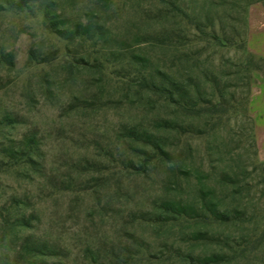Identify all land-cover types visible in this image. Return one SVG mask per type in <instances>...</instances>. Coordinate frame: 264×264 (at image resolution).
<instances>
[{
	"label": "rangeland",
	"instance_id": "374dc122",
	"mask_svg": "<svg viewBox=\"0 0 264 264\" xmlns=\"http://www.w3.org/2000/svg\"><path fill=\"white\" fill-rule=\"evenodd\" d=\"M54 1L70 21L93 17L106 24L109 40L62 41L40 17L0 11V215L6 216L0 219V260L12 261L25 237L63 249L52 264H180L177 252L216 251L189 241L199 231L247 246L264 229V161L257 155L248 106L256 79H264V63L250 62L246 49L249 7L264 6V0L249 6L237 0L238 7L233 0H180L217 39L202 38L178 19L161 20L146 0H116L106 7L97 0ZM161 26L179 31L185 47L160 51L142 43ZM31 51L45 63L29 61ZM181 53L188 65L181 63ZM1 54L13 56L12 67ZM140 58L149 60L147 70L190 76L200 102L220 101L222 111L184 117L154 99L148 102L136 91ZM159 118L175 126L167 148L184 156L183 165L152 163L145 173L126 171L122 162L139 164L143 156L124 142V128L155 132ZM29 136L39 148L38 172L5 155L20 151ZM200 189H212L229 204L242 201L249 220L229 227L159 229L132 219L154 213L162 201L196 202ZM18 213L29 220L25 229L16 226ZM230 264H264V243Z\"/></svg>",
	"mask_w": 264,
	"mask_h": 264
},
{
	"label": "trees",
	"instance_id": "16d2710c",
	"mask_svg": "<svg viewBox=\"0 0 264 264\" xmlns=\"http://www.w3.org/2000/svg\"><path fill=\"white\" fill-rule=\"evenodd\" d=\"M98 3L104 4L105 7L114 3L116 0H97ZM126 1V0H125ZM152 2L157 8L158 16L161 20L178 19L188 30L195 31L202 38L217 39L211 26H206L197 16H194L191 10L180 4V0H146ZM236 6V1L233 0ZM246 6L256 3L253 0H245ZM1 12H27L33 16L40 17L44 28L56 38L66 42H92L93 44H104L109 40L107 38L108 29L106 24L96 18L88 17L83 21H70L63 14L58 12L54 0H0ZM146 37V36H145ZM144 42L158 48L160 51H169L172 48H184L185 38L179 31L174 32L171 29L162 27L157 34L147 36ZM184 41V42H183ZM225 45H230L226 39H218ZM128 50L126 47L122 51ZM109 56H114V52H109ZM29 61H39V64L45 63L44 60H38L37 52L31 51ZM135 59V57H132ZM183 65L189 64L186 54L181 53L179 57ZM250 62L264 63V59L255 58L249 55ZM2 62L9 67L13 66V56L11 54H1ZM137 63L142 68L137 70L136 75L140 78V83L136 87L138 95L146 98L147 101L154 99L157 105L162 109L175 108L179 115L184 117H199L203 114H213L221 112L219 107L220 101L216 104L209 105L200 102L198 91L191 88L192 78H173L168 71L156 68L154 71L147 70L150 65L149 60L143 58L137 59ZM135 61L131 65H135ZM190 66V65H189ZM260 69L254 68L253 71ZM100 72V71H99ZM102 73V72H100ZM187 81L189 83H187ZM132 90L133 85H129ZM216 105V106H215ZM222 108V107H220ZM253 124V123H252ZM155 132L142 129L136 126L124 128L123 140L129 145H135L139 149V155L143 156L139 164L131 161L127 166L122 162L126 171H133L137 174L145 173L147 168L156 163L161 166L172 165L174 168L182 166L184 156H173L168 150L167 134L175 127L168 118H159L154 123ZM253 133V126H252ZM254 138V135H253ZM20 151H5L6 158L15 163H20L24 168L33 172H38L40 165L39 148L35 143V137L29 136L22 142ZM179 180V178H177ZM178 188L181 184L177 181ZM235 183H232V187ZM238 187V186H236ZM234 199V198H233ZM230 204L226 200H219L212 189H200L196 202L184 201L182 199L173 201H162L155 208L154 213L139 212L132 214V219L137 223L154 225L159 229L183 227L188 229L190 225L212 227H229L243 225L249 218L246 217L242 201ZM18 207V206H17ZM6 216L0 219L5 221ZM16 226L25 229L29 225V220L23 214L18 213L15 218ZM185 237V234H184ZM188 237V236H186ZM189 241L213 247L216 251L210 255L188 254L184 255L177 252L180 264H230L236 259L242 257L244 252L252 253L264 243V229L254 239L244 245H230L229 238L215 236L206 232H191ZM63 249L45 240L25 237L21 240L15 256L12 261L5 259L0 260V264H52L51 260L63 256ZM92 263H95L94 261Z\"/></svg>",
	"mask_w": 264,
	"mask_h": 264
},
{
	"label": "crops",
	"instance_id": "0c3cea01",
	"mask_svg": "<svg viewBox=\"0 0 264 264\" xmlns=\"http://www.w3.org/2000/svg\"><path fill=\"white\" fill-rule=\"evenodd\" d=\"M247 52L259 59H264V6L252 5L248 10ZM249 113L253 121V132L257 145V155L264 161V79L257 78L249 99Z\"/></svg>",
	"mask_w": 264,
	"mask_h": 264
}]
</instances>
